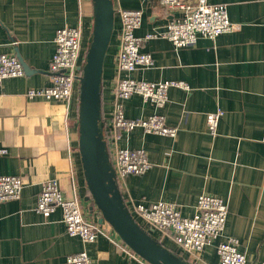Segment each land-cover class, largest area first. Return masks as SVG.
Masks as SVG:
<instances>
[{
    "label": "crops",
    "instance_id": "1",
    "mask_svg": "<svg viewBox=\"0 0 264 264\" xmlns=\"http://www.w3.org/2000/svg\"><path fill=\"white\" fill-rule=\"evenodd\" d=\"M207 1L224 4L238 28L213 39L200 37L192 46L176 48L165 38L141 45L152 64L129 72L130 77L180 80L188 89L170 87L162 106L138 95L124 101L126 117L158 114L177 131L174 136L140 126L119 131L113 146L143 150L150 166L141 174L119 178L118 188L131 214L136 203L164 201L191 216L201 194L221 198L228 210L223 234L200 253L181 252L168 237L159 243L189 264H218V241L233 237L246 264H257L264 261V0ZM112 4L114 27L103 64L100 102L108 128L118 73L119 10H142L141 25L135 30L141 37L164 29L171 18L161 0H112ZM92 24V0H0V53L20 56L27 65L23 75L0 84V149L4 150L0 175L19 176L24 183L18 199L0 202V264H64L69 254L82 250L92 264H142L128 255L124 248L132 249L106 222L101 226L110 238L101 234L84 242L66 233L60 208L47 217L35 210L42 183L54 179L65 197L79 199L88 217L96 222L100 217L78 149L79 81L67 103L26 96L28 88L50 83L57 29L81 28L82 64ZM218 108L223 114L217 134L211 135L206 114Z\"/></svg>",
    "mask_w": 264,
    "mask_h": 264
},
{
    "label": "built area",
    "instance_id": "2",
    "mask_svg": "<svg viewBox=\"0 0 264 264\" xmlns=\"http://www.w3.org/2000/svg\"><path fill=\"white\" fill-rule=\"evenodd\" d=\"M161 4L171 12V18L164 29L137 36L135 30L141 25V9H120L121 27L119 32V50L116 55L117 74L113 82V108L110 113L111 152L113 167L119 178L127 174H141L149 166L146 154L141 149H129L113 146L112 140L119 131H127L140 126L147 132L174 136L175 127L167 126L158 114L146 118H128L124 114V101L132 95L162 106L167 101L168 89L172 86L188 89L180 80L145 81L129 76V72L152 64L149 53L141 51V45L151 38L168 39L176 48L192 46L198 38H211L235 30L238 24L229 20L226 6L210 3L207 0H161ZM81 28L61 27L54 37L55 50L49 64L50 83L40 88H28L26 96L44 97L47 100L69 102L74 83L81 77L80 47ZM83 63V61H82ZM23 75V67L17 56L12 53H0V84L3 79ZM222 110L218 108L206 114V127L211 135L217 134V126ZM113 149V150H112ZM4 152L0 149V153ZM24 186L19 176L0 175V202L18 199ZM60 208L65 231L69 235L80 237L84 242H93L98 235L107 233L100 223L87 216L77 197L67 198L54 179L45 180L37 197L35 210L45 217ZM227 205L213 195L198 196L194 213L191 216L181 214L178 206L171 202L158 201L151 204L136 203L132 214L144 222L146 230L160 241L170 238L181 252L196 255L218 237L222 236ZM108 237V236H107ZM110 238V237H108ZM130 257L142 264H149L134 251L124 248ZM218 264H246L245 255L238 250L233 237L219 240L216 245ZM64 264H92L85 251L69 254ZM257 264H264V261Z\"/></svg>",
    "mask_w": 264,
    "mask_h": 264
},
{
    "label": "water",
    "instance_id": "3",
    "mask_svg": "<svg viewBox=\"0 0 264 264\" xmlns=\"http://www.w3.org/2000/svg\"><path fill=\"white\" fill-rule=\"evenodd\" d=\"M93 1V24L85 59L80 66L78 101V149L91 198L119 238L149 264H189L162 246L144 230L128 210L118 188L117 176L105 148L100 115L105 55L114 27L112 0ZM22 67L27 65L18 56Z\"/></svg>",
    "mask_w": 264,
    "mask_h": 264
},
{
    "label": "trees",
    "instance_id": "4",
    "mask_svg": "<svg viewBox=\"0 0 264 264\" xmlns=\"http://www.w3.org/2000/svg\"><path fill=\"white\" fill-rule=\"evenodd\" d=\"M84 59H85V56H84ZM84 59H83V62H84ZM83 64V63H82ZM100 115H101V109H100ZM101 121H102V136H103V141H104V143H105V148H106V151H107V153H108V155H109V158H110V160H111V156H112V152H111V136H110V130H109V128L106 126V124H105V121H103V118H102V115H101ZM112 162V161H111ZM134 217V216H133ZM135 218V217H134ZM135 220L137 221V222H139L136 218H135ZM139 225H140V223H139ZM143 228V227H142ZM144 230H146L145 228H143ZM147 231V230H146ZM148 232V231H147ZM151 234V233H150ZM152 235V234H151ZM154 238H155V236L154 235H152ZM156 239V238H155ZM157 240V239H156ZM158 241V240H157ZM159 242V241H158ZM161 244V243H160ZM162 246H163V244H161ZM173 253H175L177 256H179L180 257V255L179 254H177L176 252H173ZM181 258V257H180Z\"/></svg>",
    "mask_w": 264,
    "mask_h": 264
}]
</instances>
